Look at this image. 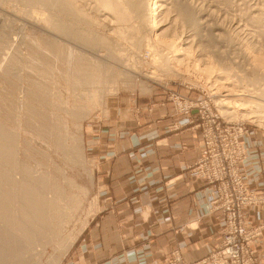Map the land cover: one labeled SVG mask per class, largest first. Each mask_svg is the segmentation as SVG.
<instances>
[{"label": "rangeland", "instance_id": "374dc122", "mask_svg": "<svg viewBox=\"0 0 264 264\" xmlns=\"http://www.w3.org/2000/svg\"><path fill=\"white\" fill-rule=\"evenodd\" d=\"M43 1L0 0V131L11 137L15 153L0 172L11 168L17 180L27 168L39 171L49 185L44 182L43 198L55 207L61 208L67 196L74 198L68 213L73 216L61 235L73 239L61 253L57 245L22 236L26 256L36 264H66L89 218L100 214L86 127L99 115L101 120L115 101L146 107L164 100L186 115L200 136L194 174L215 195L217 183L196 173L204 155L202 166L217 164L228 187L233 181L241 186L243 195L230 210L240 214L242 237L247 238L239 245L238 264H258L255 241L264 236V189L248 188L240 165L247 156L264 175V0H148L144 10L133 0L134 9L129 0H54L68 4L60 7ZM181 4L195 22L177 14ZM144 13L150 15L147 25L141 21ZM150 24L159 30L153 33ZM214 195L210 209L219 211L223 221L215 248L192 262L173 250L164 264H173L177 254L183 264H219L214 257L227 213L212 208ZM242 197L250 200L239 202ZM251 208L263 214L258 221L247 219Z\"/></svg>", "mask_w": 264, "mask_h": 264}, {"label": "crops", "instance_id": "0c3cea01", "mask_svg": "<svg viewBox=\"0 0 264 264\" xmlns=\"http://www.w3.org/2000/svg\"><path fill=\"white\" fill-rule=\"evenodd\" d=\"M85 132L100 214L89 218L66 264H164L173 250L192 262L215 248L223 221L210 209L213 189L191 169L201 139L186 115L164 100L141 107L121 99ZM240 170L248 188L264 189L247 156ZM246 213L251 222L263 215ZM255 248L264 264V236Z\"/></svg>", "mask_w": 264, "mask_h": 264}, {"label": "bare ground", "instance_id": "6f19581e", "mask_svg": "<svg viewBox=\"0 0 264 264\" xmlns=\"http://www.w3.org/2000/svg\"><path fill=\"white\" fill-rule=\"evenodd\" d=\"M27 1L34 3V2H39V1H43V0H27ZM48 1L49 2L46 1L48 4H52L54 2V0H48ZM50 1H51V3H50ZM147 1L148 0H133V3H134L133 5H135V7L137 9L141 8L144 10L146 5H147ZM56 2H54V3H56ZM65 2H63V3L58 2V3H56V5H59V7L63 6V5L67 6L68 4H66ZM106 3H109V2H106ZM129 4H131V1L129 2ZM45 5L46 4H44V6ZM133 5H132V8H133ZM148 5H150V3ZM105 6H107V5H105ZM179 6L180 7L177 11L178 12L177 14L179 16H181V19L183 21H185L187 23H192L195 18L192 17V14L189 12V9H187L188 7H185L182 4ZM56 8H58V6H56ZM59 10H61V8H59ZM63 10H65V9H63ZM141 21H143L145 25H147V23H149V22L151 23L150 15L147 13H144V17L141 18ZM152 21H153V18H152ZM194 22H195V20H194ZM148 27L151 29V31L153 33H155L157 30H159V29H157L156 26L154 27L153 24H152V26H151V24L148 25ZM149 28H147V29H149ZM61 32L66 34L69 32V30L61 29ZM77 36H78V38L81 37V35H77ZM177 37H178V35H177ZM81 38L84 39L83 37H81ZM175 39L173 38V40H175ZM179 45L178 46L176 45V46L179 47ZM171 46H173V45H171ZM176 48H175V50H176ZM179 49H177V50L179 51ZM218 52L214 51V53H213L214 56H217V58L220 57V55H219L220 53H218ZM193 60L195 61V59H193ZM256 60L259 61V63L261 61L259 57ZM84 62H85V60H84ZM193 64H194V62H193ZM98 65H96V66L98 67ZM257 66H259V65H257ZM82 73H84V72H82ZM96 73H98V72L96 71ZM82 76H84V74ZM86 76H87V74H86ZM262 77H264V76H262ZM77 78H79V77H77ZM252 79H254V78H252ZM252 81H254V80H252ZM262 81H264V79ZM229 90L230 89H228L227 91H229ZM228 94H231V93H228ZM257 117H255V118H257ZM10 138L7 136V134L5 135L4 132L2 133L0 131V168H1V165H5V164L7 165V163H9L8 161L13 158L12 155L15 156L14 155L15 153L13 152V154H12V152H11V150H13V149L10 148L11 147L10 146V141H11ZM12 140H13V138H12ZM7 158L8 159L10 158V159L8 160ZM14 159H15V157H14ZM13 161L15 163L16 160H13ZM13 161L11 163L12 165L14 164ZM16 166H17V164L15 165L14 171L16 168H18ZM2 168H1V170H3ZM6 168H7V166H6ZM6 168L4 167V169H6ZM10 169L7 171L4 170L3 172L2 171L0 172V264H36V262H31L32 257L26 256V252L23 251V243H25V242H22V239H23V238H21L22 236H25L24 238H27L28 235H32L33 237L36 236L41 241L40 243L57 245L58 247L56 249L60 248L61 253L62 252L64 253L67 246L70 244V242L73 239L71 237L67 240V238H64L66 235L65 236H61V235H63L65 233V232L62 233V230H63L65 224H69L70 222L69 223H67V222L71 219V216H73V214L71 215L68 213L72 212V210L70 211V209L74 208V207H72L74 204V201H75V200L73 201L74 198L72 199L71 197L67 196V201H66L67 203L65 202L63 204V206H61V208L55 207L56 205L53 206L54 204H52L51 202L48 203V201H46L47 202L46 203L45 200H47V199L44 200L45 197L43 198L44 194L42 193L44 182H46L44 180H46V178H47L45 175H42V174L38 175L39 171H38V173H37V171H36V173H33L35 171L29 170L27 168V170L25 169L26 172L24 174L21 173V176H19L20 178L18 177L19 179L16 180L15 173H13V170L11 171ZM23 169H24V167H23ZM21 172H22V170H21ZM18 173L19 172L17 171V174ZM49 181L51 182V180H49ZM45 184H47V182ZM55 193H57V191ZM55 196H57V195H55ZM61 197L63 198V196H61ZM64 198H66V197H64ZM57 200H59V199L57 198ZM53 201H54V199H53ZM55 202H56V200H55ZM57 205H58V203H57ZM61 253L59 252L58 254L61 255ZM57 258L58 257H56V258L53 257L51 261L56 263Z\"/></svg>", "mask_w": 264, "mask_h": 264}, {"label": "built area", "instance_id": "2783aa9c", "mask_svg": "<svg viewBox=\"0 0 264 264\" xmlns=\"http://www.w3.org/2000/svg\"><path fill=\"white\" fill-rule=\"evenodd\" d=\"M209 138V137H208ZM210 148V147H209ZM210 150H212L210 148ZM203 153L205 154V148L203 149ZM215 155V154H214ZM212 155V157L214 156ZM204 158V155L200 159V164L198 168L196 167V173L200 176L206 174V178L209 180L208 182H216L217 188L214 195V198L211 201L212 208H221L223 211H225L227 214H224L225 221H227V228L225 230L223 240L220 244V251L217 257H214L213 255H210L211 259L213 260V257L217 260L219 264H238V258L239 254H241V249L239 245L241 242L247 243V238L242 237V233L244 230V227L240 223V214H233V212H230L231 207L234 205L235 207L237 204L235 203V200H238L237 197L242 196L241 192V186H238L234 181L233 188L230 186L228 187L226 183L223 182L224 180V174L223 168H219L217 164L214 163L210 164L209 167H204L201 165V162ZM213 167V168H212ZM217 171L218 173H215ZM222 171V172H221ZM222 173V174H221ZM236 185V186H235ZM231 189V190H230ZM235 195L236 197H233L232 195ZM234 198V201H233ZM250 199L248 197H242L239 199V202H248ZM246 251V248H245ZM222 260V261H220ZM173 264H183L179 258V255H175L172 258Z\"/></svg>", "mask_w": 264, "mask_h": 264}]
</instances>
